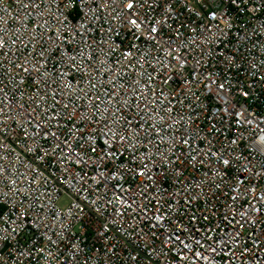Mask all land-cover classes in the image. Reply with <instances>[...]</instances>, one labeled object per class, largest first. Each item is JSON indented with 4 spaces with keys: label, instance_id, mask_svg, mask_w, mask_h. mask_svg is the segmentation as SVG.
<instances>
[{
    "label": "built area",
    "instance_id": "2783aa9c",
    "mask_svg": "<svg viewBox=\"0 0 264 264\" xmlns=\"http://www.w3.org/2000/svg\"><path fill=\"white\" fill-rule=\"evenodd\" d=\"M0 264H264V0H0Z\"/></svg>",
    "mask_w": 264,
    "mask_h": 264
},
{
    "label": "rangeland",
    "instance_id": "374dc122",
    "mask_svg": "<svg viewBox=\"0 0 264 264\" xmlns=\"http://www.w3.org/2000/svg\"><path fill=\"white\" fill-rule=\"evenodd\" d=\"M68 204V199L66 198V197H63L61 200H60V202H59V205L61 206V207H64V206H66Z\"/></svg>",
    "mask_w": 264,
    "mask_h": 264
}]
</instances>
